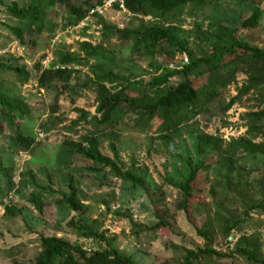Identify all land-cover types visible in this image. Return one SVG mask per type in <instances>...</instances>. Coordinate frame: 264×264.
<instances>
[{"label":"rangeland","instance_id":"374dc122","mask_svg":"<svg viewBox=\"0 0 264 264\" xmlns=\"http://www.w3.org/2000/svg\"><path fill=\"white\" fill-rule=\"evenodd\" d=\"M93 1L76 0L75 4L87 9ZM4 2L27 7L23 0ZM255 11L260 13L257 24L244 29L242 25ZM42 18L44 28L39 34L31 27H23L24 43L20 45L10 31L22 28L20 23L0 8V62L24 67L30 74L25 85L11 80L9 72L0 74V80L6 85L11 83L17 98L30 108L32 120L27 130L37 142L32 154L19 146L13 148L10 129L0 122V158L8 172L4 177L7 172L0 170V264L33 263L40 251V238L56 235L81 249V242L90 238L92 254L113 248L135 264H184L187 252L206 246L226 256L201 257L193 264H264V157L239 152L233 159H225L226 148H217L219 159L199 184L201 191L191 206V219L183 210V196L171 186L182 183L187 178L188 164L198 161L197 129L216 137L224 147L244 136L242 116L264 113V85L223 114V105L248 81L245 72L239 71L234 82L209 106L208 113L169 133L166 142L144 123L136 129L125 102L119 105L111 125H99L92 119L97 107L95 66L102 65L105 73L112 70L113 82L106 83L110 89L125 86L121 79L128 78L131 87L127 93L139 99L145 84L177 62V55L170 59L162 52L134 56L131 45L120 41L115 30L134 28L142 22L172 25L180 30L188 50L199 56L212 50L217 33L230 37L228 41L264 50V0H202L166 15L146 18L111 11L101 17H88L77 27H69L71 16L53 5L42 12ZM99 19L112 28L106 42ZM227 30L231 32L229 37ZM83 42L101 46L98 57L84 58L79 51ZM160 48L164 46L157 45L155 50ZM66 54L81 61L80 65H70L72 81L65 88V81H56L47 90L39 89L40 71L60 68V58ZM181 80L174 77L169 83L175 85ZM203 84L205 78L200 77L197 86ZM55 104L58 112L52 117L53 127L43 131L39 126L48 120ZM77 110L83 111L85 118L79 119ZM231 125L234 132L228 130L226 140L222 131ZM232 134L234 137H230ZM85 137L98 142L108 165L68 152L65 142L78 144ZM259 142L262 140H256ZM87 146L84 144L86 149ZM112 168L131 173L142 187L120 180ZM64 194L73 195L86 206L76 222L85 228L72 220L77 214L62 201ZM34 197L41 200L44 215L38 214L31 203ZM6 206L17 212L5 213ZM240 250L255 254L257 261L248 259Z\"/></svg>","mask_w":264,"mask_h":264},{"label":"trees","instance_id":"16d2710c","mask_svg":"<svg viewBox=\"0 0 264 264\" xmlns=\"http://www.w3.org/2000/svg\"><path fill=\"white\" fill-rule=\"evenodd\" d=\"M26 6H19L17 3H5L0 0V8H3L7 16L20 23L22 28H11L19 44L24 43L23 27H31L36 34H39L44 28L42 12L51 8L53 5H59L71 16L68 21L69 27H77L88 18V9L93 4L100 3V0H94L87 9H83L75 4L76 0H23ZM127 13L135 18L153 17L156 15H166L175 9L190 3L200 2L202 0H124ZM47 2V5L45 4ZM88 5V4H86ZM260 13L253 12L249 20L244 22L242 27H254L257 24ZM101 26V35L105 41L107 34L112 30L106 23L99 19ZM120 41L131 45V52L134 56H152L163 53L170 59L176 55L185 53L188 57V65L181 70L163 69L159 77L152 78L145 84V91L142 98H132L127 93L131 87L128 78L121 79L126 85L119 89H110L106 83L113 82L112 70L106 73L102 65L95 66L97 72L94 83L96 84V116L92 119L99 125L112 124L117 115L118 107L122 102L128 106V110L134 117L136 129L143 123L150 131H153L158 139L166 142L167 135L176 131L182 125L191 124L202 113L209 112V106L220 96V93L229 87L235 80L236 73L244 71L248 76V81L239 90L238 94L223 105L222 112L227 113L237 104L243 96L255 92L264 85V50L251 47L248 44L238 41H228L230 31H226L228 39L222 33L215 35L212 50L207 54L196 55L188 50L187 42L181 40L180 30L172 25L154 26L142 24L126 29L115 30ZM164 46L155 50L156 46ZM100 47L91 46L83 42L80 44L79 51L86 59H95L98 57ZM184 54V55H185ZM80 60L66 54L60 58V65H80ZM156 67V65L154 66ZM161 69V68H157ZM9 72L11 80H15L20 85H25L30 74L24 67L11 64L9 62H0V74ZM72 70L43 69L37 79L39 89L47 90L52 83L65 81L62 87L65 88L72 81ZM179 77L182 80L177 84L169 83V80ZM200 77L205 78V84L197 86V80ZM108 81V82H107ZM0 80V122L5 123L10 129L9 135L12 146H19L26 153H33L37 142L27 127L31 124L30 108L23 100L17 98L13 92V85H6ZM57 105H52L48 120L40 124L39 127L46 131L52 128L53 115L57 114ZM80 118H85L83 111L77 110ZM56 120V119H55ZM245 123L244 136L231 140L226 147L214 136L204 134L197 129L199 133V142L197 145L198 161L195 165L188 164L187 178L182 183L171 184L184 198V212L188 219H191V206L195 201L200 182H204L205 174L209 171L211 164L217 161L218 150L226 148L223 154L225 159H233L237 153L244 155H260L264 157V113L248 112L242 116ZM62 123L59 121V124ZM76 124V122H74ZM154 127H156L154 129ZM13 138V139H12ZM261 139L262 142L256 143ZM84 144H88L87 149ZM68 152L73 155L81 156L85 160L92 162L101 161L108 165V161L103 158L98 149V142L92 138H83L81 143L75 144L65 142ZM222 151V150H221ZM5 164L0 158V170L4 169ZM6 171V170H5ZM115 176L120 180L133 185L142 187L141 182L129 172H119L112 168ZM7 172V171H6ZM7 173L3 176L7 177ZM10 181V178H8ZM44 189V188H43ZM65 205L77 215L72 218L75 223L80 215L85 213L86 206L76 200L73 195L64 194L62 197ZM36 211L44 215V207L39 198L31 199ZM15 208L5 207V213H15ZM79 224V223H76ZM161 226L164 223L161 221ZM83 228V224L78 225ZM85 228V227H84ZM89 230L88 233L92 234ZM239 251V250H237ZM248 259L257 261L255 254L245 250H240ZM221 259L226 255L216 253L210 246L204 249L189 251L185 255L184 264H193L201 257H211ZM13 264H27L18 263ZM31 264H135L133 260L113 248L94 252L88 256L81 247L76 244H70L62 237L51 236L40 238V251Z\"/></svg>","mask_w":264,"mask_h":264},{"label":"built area","instance_id":"2783aa9c","mask_svg":"<svg viewBox=\"0 0 264 264\" xmlns=\"http://www.w3.org/2000/svg\"><path fill=\"white\" fill-rule=\"evenodd\" d=\"M100 3L93 4L92 7L88 9V17L92 16H104V14L114 11L117 13H127L125 9V1L124 0H100ZM128 14V13H127ZM177 62L174 64H170V69L171 70H181L183 66L188 65V58L186 55H178L176 57ZM58 69V68H57ZM60 69L65 70L68 69L70 70V66H61ZM229 131L234 132L233 126L231 125L229 129L223 130L222 133H225L224 139L228 140L229 137H227L226 133H229ZM230 134V133H229ZM230 137H234L233 134ZM92 240L90 238L84 239L81 244L84 246L82 247L83 251L89 254H92V251H94L93 244L91 242Z\"/></svg>","mask_w":264,"mask_h":264}]
</instances>
